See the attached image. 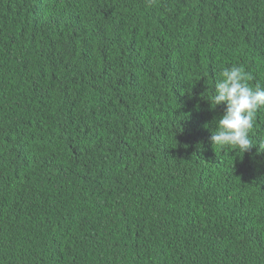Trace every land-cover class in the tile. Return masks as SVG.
Listing matches in <instances>:
<instances>
[{"label":"trees","instance_id":"16d2710c","mask_svg":"<svg viewBox=\"0 0 264 264\" xmlns=\"http://www.w3.org/2000/svg\"><path fill=\"white\" fill-rule=\"evenodd\" d=\"M233 65L264 86V0H0V264H264Z\"/></svg>","mask_w":264,"mask_h":264},{"label":"clouds","instance_id":"9594fccd","mask_svg":"<svg viewBox=\"0 0 264 264\" xmlns=\"http://www.w3.org/2000/svg\"><path fill=\"white\" fill-rule=\"evenodd\" d=\"M252 77L243 66L223 68L214 83L212 95L207 97L213 107L225 105L211 135L214 147L232 148L245 153L257 148L264 153V138L253 140L257 113L264 109V86L251 83ZM207 127V125H206Z\"/></svg>","mask_w":264,"mask_h":264}]
</instances>
